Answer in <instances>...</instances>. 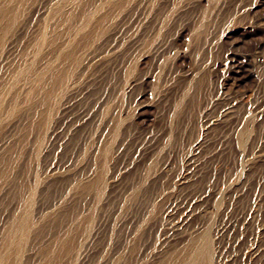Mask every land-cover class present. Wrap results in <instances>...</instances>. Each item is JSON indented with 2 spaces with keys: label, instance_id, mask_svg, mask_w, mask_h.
<instances>
[{
  "label": "rangeland",
  "instance_id": "374dc122",
  "mask_svg": "<svg viewBox=\"0 0 264 264\" xmlns=\"http://www.w3.org/2000/svg\"><path fill=\"white\" fill-rule=\"evenodd\" d=\"M29 1L23 28L14 27L0 49L4 55L11 46L2 72L13 73L16 84L24 62L43 65L66 39L61 32L81 21L61 22L53 13L61 0ZM99 1L74 0L64 15ZM133 1L123 0L120 16L109 19L115 36L96 41V56L62 96L65 110L50 120L56 127L47 147L31 149L1 201L3 210L19 180L36 178L43 184L38 197L51 205L26 233L16 264H171L187 239L205 230L213 264H264V0ZM244 61L246 70L235 72ZM19 130L0 127L1 152L19 151ZM93 141L101 150L86 165L76 152H88ZM61 194L64 207H53ZM85 204L95 206L98 232L87 246L49 250L50 262L44 242Z\"/></svg>",
  "mask_w": 264,
  "mask_h": 264
},
{
  "label": "bare ground",
  "instance_id": "6f19581e",
  "mask_svg": "<svg viewBox=\"0 0 264 264\" xmlns=\"http://www.w3.org/2000/svg\"><path fill=\"white\" fill-rule=\"evenodd\" d=\"M72 1H74V0H61L60 5L57 8H55V11L53 10V8L48 10L49 7L47 6L48 7L47 12H46L47 17H51V15H53L52 12L54 11L53 13L55 15H57V14L62 15L61 16L62 17L61 22H63V19H64V22H67V20L70 17L72 18V16L73 17L74 16L79 17L81 19V21L77 24V26H70L67 29H65L63 33L61 32V36L63 34H65L66 39H63V41L60 44H57L56 46L53 47L51 57H49V59L46 60L43 65H40L36 68H31L30 64L27 66L28 63L24 62L23 71H22V69L18 70V74L22 73V76H23L21 83L16 84V82L12 78L13 73L7 72L3 75V72H2L3 66L6 65V63H7V59L9 56L8 51L11 49V46L7 49V51L4 55H0V127H1V129H3V127L4 128L6 127L7 131L9 130V132L11 130L17 128V127H20V130H22L20 140H19V151L16 152V154L15 153L12 154L13 152H11V151L9 153H3L4 150H3V152H1L2 147L6 143V139H5V137L0 138V204H1L2 199L6 200L4 197L6 196V194L9 191H11L10 189L12 188V186H15L14 182L16 180H14V176L18 174V171L20 172L19 169L22 167V165L26 164V159L28 156L30 157V152L32 151L31 149L39 148V146L43 145L44 143L45 144L43 145V147L44 148L47 147L46 146L47 141L49 142V139L51 138L52 134L54 133L55 127H56L55 126L56 124L54 122L50 123V120H51L54 113H56V114L62 113L64 107H66L65 106V100H67V99H64V98L62 99V96L66 92H69L71 89L73 90L74 81L72 80V78H73L74 74L76 72L81 73L82 71H84L83 67H85L87 65L89 58L92 59L96 56L97 49L100 45L99 43H98L99 44L98 45L96 43V41L100 40V38H102V36H104V35H107L106 36L107 41L109 39L111 40V38H113L115 36L116 28L107 29L108 28V21L112 17L113 14L115 16H118L122 12L123 0H116L115 2H113V0H100L99 2H97L94 6H92L89 9L88 8L86 9L85 7H83L80 10L78 9V10L70 11L65 16L64 15V12L66 11L65 5L73 3ZM144 1H146V0H134L133 1V2H135L134 6H139ZM29 3H30L29 0H0V49H2V47L4 45L6 35L14 27L18 26L17 27L18 30L23 28L24 22L22 25H20V18L22 17L23 10L27 9L26 7H28ZM10 4H12V6H10ZM35 6H37V5H35ZM43 8H45V7H43ZM38 9H39L38 7L35 8V10H33V8L30 9V11L27 15L28 18H30L29 16L31 14H34V12ZM42 13H43V11H42ZM130 13H131V11H130ZM123 17L124 16H121L120 19H122ZM27 24H28V22H27ZM44 28H46V27H44ZM44 35H45V33H44ZM53 40H54V38H51L49 40L47 39V43H48L47 45L51 46L53 44ZM107 44H108V42H107ZM115 47H116V45H115ZM78 50L79 51L82 50L81 51L82 54L85 52V56L80 62V63H82L81 66L80 65L78 66V63H77L78 58L76 56V52H78ZM100 52H101V50H100ZM10 55H11V53H10ZM244 62H245V64L242 62L239 64L238 63L235 64L233 66V70L237 73H239V72L242 73L250 65L249 62H247V61H244ZM22 64H20V65H22ZM120 68H121V66H120ZM15 72H16V70H15ZM18 74H16V75H18ZM60 118H62V117H60ZM96 121H98V119ZM103 121H106V120H103ZM102 127H103V125H102ZM87 131H89V130H87ZM14 134H16V133H14ZM97 135H98V133H97ZM28 145H31V146L28 147ZM76 145H77V143H76ZM100 145H101L100 141L98 143L96 141H93L87 148L88 152L84 151V150H86L84 148V146H81L77 149L78 152H76V153H78L79 156H81L82 154H85V159L83 158L84 162L86 165H89L91 163V160L93 159V157L101 150ZM13 146H14V144H13ZM69 165H71V164H69ZM88 169H90V168H88ZM88 175H90V174H88ZM80 176H81V174H80ZM91 176H92V174H91ZM50 178H51V176H50ZM60 179H62V178H60ZM81 180H82V178H81ZM59 181H61V180H59ZM63 183H64V181H63ZM18 185L20 186L19 190H17L18 193L15 194L11 200L9 199L10 200L9 203L6 202L7 206L5 207V209H3V210L0 209V264H16V260L18 259V257H20L21 245L23 244L26 233L33 227L36 229L35 226H37L39 220H41L45 216V214L48 213V211H49L48 209L51 206L48 204H46L47 205L46 206L45 203H43V201L41 200V198L38 197V196H41L40 193H42V185L43 184H40V182L36 178H34L33 180L27 179L26 181L21 180V182L19 180ZM68 185H69V183H68ZM45 187H47V185ZM16 188H17V186H16ZM44 190H46V189H44ZM56 191H57V189H56ZM13 192H15V191H13ZM44 192H46V191H44ZM37 193H38V195H37ZM70 193H71V191H70ZM67 194H69V191L66 193V196L68 197ZM58 195H59V193H58ZM42 197H44V196H42ZM61 199H62V194H61V196H58L55 199L56 201L55 200L53 201L54 202V203H52L53 207H55L56 205H59L60 204L59 202L61 201ZM72 200H73V198H72ZM87 200H88V198H87ZM45 201H47V200H45ZM85 201H86V199H85ZM70 202L72 203V201H70ZM96 203H95V205H96ZM60 205H62V204H60ZM77 205H78V203H77ZM85 205L82 208H78V207L74 208L73 211L70 213L69 217H67L68 216L67 215L66 216L67 218L64 220V222L60 226L58 225L59 228H56L57 229L56 231L53 230L55 232L52 231V234L50 235V237L46 240V242H44L45 243L44 244L45 249H47V252L49 250H53L55 248H61V249H63V251H66L67 249L72 248L75 245H78V247H79V245L81 246L84 244L86 245L87 243L89 244V241L92 238H94L93 236L99 230L98 228H99L100 222H99V224L97 223L98 225H96V226L92 225L95 206L93 207L92 205H86V206ZM62 207H64V206L62 205ZM56 208H58V207L56 206ZM61 214H63V213H61ZM48 215H50V214H48ZM56 218H58V217L56 216ZM64 218L65 217H63V219ZM51 219H53V218H51ZM62 221H60V222H62ZM45 223H46V221H45ZM82 225L83 226L85 225V227L82 228L81 227ZM37 228L39 229V227H37ZM43 230H41V231H43ZM36 231H38V230H36ZM49 232H51V231H49ZM31 234H33V233H31ZM28 235H29V233H28ZM34 235H36V234H34ZM45 235H46V233H45ZM40 238H42V237L40 236ZM211 243H212L211 235H210L209 231H207V230H205L201 234H198L194 237L188 238L185 246L182 249V251L177 255L176 259L173 260V262L171 264H213V256L214 255L212 254ZM41 244H43V242ZM28 247L31 248V246H28ZM32 247H33V245H32ZM37 247H38V245H37ZM78 249L80 250V248H78ZM46 254L49 258V261L51 262L50 259L53 257L50 256V251ZM64 255H65V253H64ZM28 257H30V255ZM76 258H78V257H76ZM101 261L103 262V260H101ZM18 263H19V261H18ZM23 263H24V261H23ZM62 263H64V262H62ZM62 263H60V264H62ZM77 263H78V261H77Z\"/></svg>",
  "mask_w": 264,
  "mask_h": 264
}]
</instances>
